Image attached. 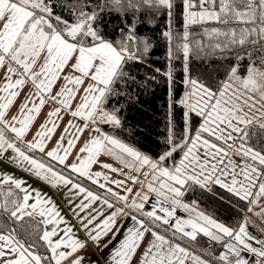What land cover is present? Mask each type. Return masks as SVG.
<instances>
[{
    "label": "snow or ice",
    "instance_id": "1",
    "mask_svg": "<svg viewBox=\"0 0 264 264\" xmlns=\"http://www.w3.org/2000/svg\"><path fill=\"white\" fill-rule=\"evenodd\" d=\"M157 74L150 153L116 132ZM0 162L44 186L0 171V264H264V0H0Z\"/></svg>",
    "mask_w": 264,
    "mask_h": 264
},
{
    "label": "trees",
    "instance_id": "2",
    "mask_svg": "<svg viewBox=\"0 0 264 264\" xmlns=\"http://www.w3.org/2000/svg\"><path fill=\"white\" fill-rule=\"evenodd\" d=\"M111 23H119V21L113 19ZM164 26V19L158 18L155 27H142L140 29V33L143 36L151 39L152 48L150 54L147 55L146 65L132 69L133 75L137 76L136 84H141L143 78L150 75L148 69L160 68L163 72L169 67V61L166 56V42L160 36ZM172 67L179 77L181 72L180 65L174 64ZM177 88H180L179 84H177ZM126 90H130L132 94L139 91L131 82L127 85ZM140 100L141 103L136 105L135 109H126V114L129 117L127 121L129 126L123 130H117L116 134L129 142L138 141V146L143 151L156 153L160 151L159 145H162L164 139L169 113L168 89L161 74H157V81L150 83L147 89L140 93ZM195 198H197L196 195L189 194L188 199ZM200 199L202 208L207 209L209 212H215L221 218L228 216L226 209L219 204L206 197H201Z\"/></svg>",
    "mask_w": 264,
    "mask_h": 264
},
{
    "label": "crops",
    "instance_id": "3",
    "mask_svg": "<svg viewBox=\"0 0 264 264\" xmlns=\"http://www.w3.org/2000/svg\"><path fill=\"white\" fill-rule=\"evenodd\" d=\"M40 119L42 120L43 119V116H41ZM0 171H6V172H13V171H15L16 175L23 176L24 178L29 179V182L30 183H33L34 186L44 187L42 184L37 183L34 178H29L27 176V174H24V173H22V172H20L18 170H15L14 168L10 167L7 163L0 162ZM44 190L47 191L48 189L47 188H44ZM60 195H63V193H60L59 195L54 196V198L57 200L58 203H60V200H59V196ZM62 206L64 207L65 212H67V204L64 203ZM68 218L71 219L70 216ZM90 251H92V250L90 249Z\"/></svg>",
    "mask_w": 264,
    "mask_h": 264
}]
</instances>
